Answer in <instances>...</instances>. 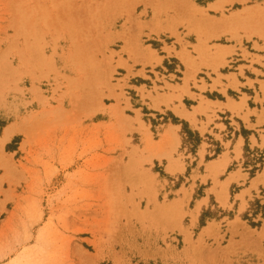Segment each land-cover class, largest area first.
Masks as SVG:
<instances>
[{
    "label": "rangeland",
    "instance_id": "rangeland-1",
    "mask_svg": "<svg viewBox=\"0 0 264 264\" xmlns=\"http://www.w3.org/2000/svg\"><path fill=\"white\" fill-rule=\"evenodd\" d=\"M177 1L0 0V264H264V150L197 167L199 136L151 116L162 89L116 63L131 41L163 56L264 39V0ZM155 61L139 68L163 73ZM170 123L178 176L148 145Z\"/></svg>",
    "mask_w": 264,
    "mask_h": 264
},
{
    "label": "crops",
    "instance_id": "crops-1",
    "mask_svg": "<svg viewBox=\"0 0 264 264\" xmlns=\"http://www.w3.org/2000/svg\"><path fill=\"white\" fill-rule=\"evenodd\" d=\"M180 2L185 8L195 10L192 3ZM173 25L174 20L168 24L169 27ZM131 42L128 50L116 62L120 64L119 69L124 71L122 76H128L126 84L129 85L134 78L143 81L147 78L150 85L139 84V87L162 89L157 93L152 92L153 100H144L143 103L147 104L150 115L156 119L161 114L170 113L174 118L186 122L199 136L200 143L192 158L197 167L205 163L206 157L216 154V158L209 162V171L215 173L210 167L220 165L219 170L224 173L230 166L243 160L246 145L251 151L264 150V39L252 35L241 42L216 44L220 48L209 50L210 55L202 51V45L195 52L188 48L183 50L179 44L172 42V45L162 46L163 56H158L152 49ZM165 48L170 51H165ZM155 58L163 73L151 71L148 66L142 70L139 68L147 62L151 66L157 65ZM164 60L169 63L175 61L174 72L163 67ZM132 87L139 88L136 85ZM136 96L141 101V95L136 93ZM180 132V126L176 124L162 125L157 140L152 139V143L148 144L155 154L151 163L162 166L165 173L169 166L178 168L174 176L185 171L176 158L182 148ZM13 136L15 134L8 138L7 143ZM183 155V162L186 163L187 157ZM226 185L227 182L223 184L221 192L225 197Z\"/></svg>",
    "mask_w": 264,
    "mask_h": 264
},
{
    "label": "bare ground",
    "instance_id": "bare-ground-1",
    "mask_svg": "<svg viewBox=\"0 0 264 264\" xmlns=\"http://www.w3.org/2000/svg\"><path fill=\"white\" fill-rule=\"evenodd\" d=\"M179 1V0H178ZM178 1L176 2V3H178ZM180 2V1H179ZM181 3V2H180ZM179 3V4H180ZM182 4V3H181ZM180 4V5H181ZM186 7V6H185ZM77 51V50H76ZM81 55V54H80ZM83 62V61H82ZM11 134V131L10 130H6V132H5V135H4V137L2 138V140H6L7 138H8V136ZM217 166H211L210 168H212L213 169V171L212 172H217L218 171V168H216ZM218 198H219V201H220V203H222V204H225V196L223 195V194H219V196H218ZM168 209V211L167 212H169V213H171L170 211L172 210V207L170 206V207H166V210ZM160 210H161V208H160ZM165 210V211H166ZM161 211H163V210H161ZM165 211L163 212V213H165ZM158 212H160V211H158ZM156 214H158V213H156ZM166 214V213H165ZM160 215V214H159ZM168 215V214H167ZM171 215V214H170ZM162 216V215H161ZM157 217V216H156ZM209 229L208 228H206L205 229V231L207 232Z\"/></svg>",
    "mask_w": 264,
    "mask_h": 264
},
{
    "label": "trees",
    "instance_id": "trees-1",
    "mask_svg": "<svg viewBox=\"0 0 264 264\" xmlns=\"http://www.w3.org/2000/svg\"><path fill=\"white\" fill-rule=\"evenodd\" d=\"M198 142H199V139H198Z\"/></svg>",
    "mask_w": 264,
    "mask_h": 264
}]
</instances>
